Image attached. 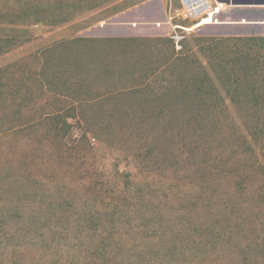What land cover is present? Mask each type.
<instances>
[{
    "label": "rangeland",
    "instance_id": "rangeland-1",
    "mask_svg": "<svg viewBox=\"0 0 264 264\" xmlns=\"http://www.w3.org/2000/svg\"><path fill=\"white\" fill-rule=\"evenodd\" d=\"M78 1L69 0L74 3L70 20L29 25L27 38H17L0 54V126L34 128L0 134L2 242L21 228L18 242L31 247V253L30 239L46 234L37 228L39 222L58 218L67 227L81 217L82 205L92 202L88 191L94 182L111 183L118 169L129 174L131 189L141 191L137 201L132 199L131 224L120 228L125 233L121 242L116 248L113 242L108 245L125 261L134 253L140 254L134 264H264V39H217L204 35L198 25L180 32L176 47L168 29L153 30L151 22L127 21L124 29H112L121 26L124 12L150 0H91L94 6L86 10L76 6ZM162 1L167 11L169 0ZM38 4L35 11L46 8L44 0ZM75 36L137 39L95 47L86 55L80 49L66 56L77 62L74 66L60 56L48 64L55 91L70 94L58 81L76 74L80 93L88 98L77 104L81 121L74 124L68 118L87 133L79 144L82 151H92V168L77 172L68 156L57 157L52 167L44 162L46 146L59 136L41 133L39 122L54 121L41 112L60 103L46 101L44 90L31 79L33 64L22 62L29 51ZM192 75H205L200 91L212 95H200L193 103L167 95ZM253 93L262 99H250ZM57 98L65 100L61 105H75L69 97ZM193 105L203 116L190 117L186 111ZM28 147L31 153L15 162ZM57 151L52 148L54 156ZM95 169L98 177L91 181ZM58 236L54 234L56 240ZM17 251L16 260L22 252Z\"/></svg>",
    "mask_w": 264,
    "mask_h": 264
},
{
    "label": "trees",
    "instance_id": "trees-1",
    "mask_svg": "<svg viewBox=\"0 0 264 264\" xmlns=\"http://www.w3.org/2000/svg\"><path fill=\"white\" fill-rule=\"evenodd\" d=\"M44 1L45 5L43 7L46 8H44L43 11L46 12L35 11V9L40 7L38 4L40 3V0H0V19L6 20L2 21L6 23L4 25L5 27H1L0 25V54L10 50L9 47L14 45L17 38L25 37V33L28 32L29 25L41 23H62L70 20L74 16V3H70L69 0ZM76 6L81 10H86L92 8L94 5L91 3V0H79ZM13 24H21V26L15 27ZM136 41L137 39L133 37L98 38L75 36L53 41L36 50L29 51L24 55V57H22L25 58L24 60L22 59L23 63L28 59L29 62L33 64L34 77L31 79L36 82L38 87L44 90V93L42 94L43 96H46V101H50V99L53 98L54 101H58L61 105V102H64L65 100L57 97H69L75 103V105L72 103L71 106L69 104L59 105L55 110L48 108L41 112L43 117H50L54 120L53 122L44 121L42 124L39 122L40 127H44V129L41 130V133L46 136H59H57V142L53 144V146L51 143H48L46 146L44 153L47 155V158H43L44 162L46 160L49 161V164L47 165L48 167L54 166V163L57 161V157L63 158L65 156H68L72 162L76 163L75 172L79 171L80 168H92L93 165V163L89 162L88 159V157L91 156L92 151L89 153L83 152L79 146L83 139H87V133L84 131L82 132L79 125L77 126L80 128L78 130L73 126L75 123H79L82 118V115H80L81 112L76 111L79 107L77 104L88 99L80 93V86H78V84L81 81V78L76 74L70 75L68 78L67 76L61 77V80L58 81L59 85L67 88L70 94H63L60 91H55L59 89L56 86L49 85L51 82L49 79L48 64L51 61L52 64L54 62L51 59H57L58 56L63 58L71 56L78 53V50L80 49H82L83 54L86 55L87 51H91L95 47H97V49H101L103 45L113 47L115 45H120V43ZM66 60H70V57H66ZM70 62L69 66H71V64L73 66L74 64H77L75 61L74 64L71 60ZM51 77L54 78V75L52 74ZM206 80H208V78L205 75L203 78H200L198 75L184 77V80L181 82L182 88H170L167 95H169L170 98L172 97L173 100L177 102L192 100L193 103L195 99L200 101V95H212L210 91H200V84ZM108 95H110V93H108ZM257 95L256 93H253L250 99L258 101L261 97H263L261 94ZM186 112L192 119L194 117L203 116L200 107L194 105L187 107ZM210 113L211 112H209V114ZM206 114L207 113H205V115ZM68 118H71L74 121V124L72 123L73 121H69ZM33 129L34 128H31V126L21 124L11 125V127L8 125L7 127L0 126V134L3 133L4 130L6 131L5 133H8L11 130H17L16 132H25ZM54 145L56 147H54ZM92 147L93 145H91V148ZM52 148H56L58 150V156H54L52 154ZM91 148L89 146L88 150ZM24 151L25 149L17 157L15 162L18 161L24 154L27 155V153H31L29 152L30 147H28V152ZM50 153L53 155L52 157L50 156ZM70 165L71 163H69V166ZM97 175L98 171L96 169L90 172V180L96 181L98 177ZM115 175L116 178L111 183L94 182V187L88 191L92 196V202L90 204L85 202L79 211V216L81 217L75 219V221L68 224L67 227L60 226L58 218H52L51 221H47L46 219L44 222H39L40 226L37 224V228L46 230V234L43 233V235H39L40 237L37 238V240H35L36 236L30 239L33 244V251L31 253H29V251H31V247L24 248V243L18 242V236L21 234L20 232H23L21 228L17 230L16 227L14 231L10 232L7 236H11L5 238V243L2 242V239L4 238L2 237L3 233H0V255L3 256L0 259V263L134 264V257L136 256L138 258L140 254H129V258L132 259L127 262L124 260L123 254L119 256V252H115V249H113V251L108 249V245L110 243L113 242L114 248H116V245L121 242L122 235L125 233L121 234L120 228L123 227L124 224H131V209L136 205V202L132 199L137 201V192H141L139 189H135L134 187L131 189V187H129L132 182L127 172H119L117 169ZM120 178L122 179L120 180ZM69 213L70 211L66 210V215L64 217L68 222L62 221V223H69V219L71 220V218L68 217L70 216ZM124 219H127L129 222L124 223ZM34 224L35 223L31 222L32 226H35ZM17 231L18 235H16ZM54 234L59 235L58 240L54 238ZM136 234L138 235L139 233L136 232ZM6 249L10 251V254L3 255V250ZM17 250L22 251L19 253L20 258L18 260L15 259L16 253H18ZM126 256L128 260L127 253ZM147 264H153V262L150 263V261H147Z\"/></svg>",
    "mask_w": 264,
    "mask_h": 264
},
{
    "label": "crops",
    "instance_id": "crops-1",
    "mask_svg": "<svg viewBox=\"0 0 264 264\" xmlns=\"http://www.w3.org/2000/svg\"><path fill=\"white\" fill-rule=\"evenodd\" d=\"M217 6L212 19L202 21L200 30L204 35L217 39H264V0H210ZM171 7H178L180 0H169ZM167 11L162 0H150L140 5L133 12H125L121 26L114 30L124 29L127 21L155 22L162 21ZM120 25V24H118ZM163 27V26H160Z\"/></svg>",
    "mask_w": 264,
    "mask_h": 264
},
{
    "label": "built area",
    "instance_id": "built-area-1",
    "mask_svg": "<svg viewBox=\"0 0 264 264\" xmlns=\"http://www.w3.org/2000/svg\"><path fill=\"white\" fill-rule=\"evenodd\" d=\"M218 9L210 0H180L178 7L169 8L162 21L155 22V26H165L167 35L173 41L176 47L183 38L180 32H187L198 26L204 20H211L214 11ZM186 22H191L189 25Z\"/></svg>",
    "mask_w": 264,
    "mask_h": 264
},
{
    "label": "bare ground",
    "instance_id": "bare-ground-1",
    "mask_svg": "<svg viewBox=\"0 0 264 264\" xmlns=\"http://www.w3.org/2000/svg\"><path fill=\"white\" fill-rule=\"evenodd\" d=\"M206 21H209V19H207Z\"/></svg>",
    "mask_w": 264,
    "mask_h": 264
}]
</instances>
